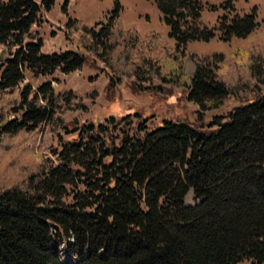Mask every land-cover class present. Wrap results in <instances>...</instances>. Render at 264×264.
<instances>
[{"label": "trees", "instance_id": "1", "mask_svg": "<svg viewBox=\"0 0 264 264\" xmlns=\"http://www.w3.org/2000/svg\"><path fill=\"white\" fill-rule=\"evenodd\" d=\"M153 2L173 46L126 29L116 4L97 29L68 20L76 52L45 55L37 26L55 0L0 1V264H264V41L230 63L187 51L245 39L256 11L208 29L202 0ZM233 2L222 9L233 12ZM87 58L107 72V91L122 81L148 96L183 89L199 121L242 103L206 128L140 112L78 126L69 117L97 90L24 84Z\"/></svg>", "mask_w": 264, "mask_h": 264}, {"label": "rangeland", "instance_id": "2", "mask_svg": "<svg viewBox=\"0 0 264 264\" xmlns=\"http://www.w3.org/2000/svg\"><path fill=\"white\" fill-rule=\"evenodd\" d=\"M2 1V0H0ZM121 8L119 18L126 27L136 31L141 37L152 33L162 35L169 45L173 42L167 38L168 28L153 0H55L50 12H43L39 19L37 30L40 33L45 55L61 54L68 51L76 52L78 36L69 40L63 32L64 25L69 19H77L89 28H99V24L106 22L107 16L115 5ZM202 24L208 29L215 28L223 16H243L256 11L255 30L245 39L233 38L229 42H222L217 37L208 43L193 42L187 46L189 54L202 58L213 54L223 55L230 63L236 51H250L262 47L264 41V0H234L233 12L222 9L223 0H202ZM77 71L63 74L60 71L44 79L27 77L24 84H31L34 88L41 82H51L56 92L69 91L85 95L93 90L99 93V99L88 108L85 113L74 114L69 117L76 125L90 124L102 121L107 116L120 117L128 113L140 112L155 122L161 119L182 120L195 127L206 128L216 117L223 118L239 106L242 102H229L219 110L209 112L202 121L198 120L197 107L185 100L183 89L171 88L163 94H147L135 92L129 83L122 81L113 91H107L108 75L100 63H94L90 58ZM196 66L192 60L186 64V73L193 74ZM186 205L194 206L193 193L190 192L185 200ZM59 251H63L60 247ZM61 253V252H60ZM62 254V253H61ZM62 258V257H61ZM240 264H251L243 261Z\"/></svg>", "mask_w": 264, "mask_h": 264}]
</instances>
